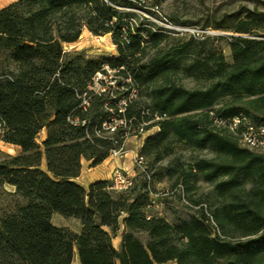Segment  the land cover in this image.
Instances as JSON below:
<instances>
[{
    "label": "trees",
    "instance_id": "16d2710c",
    "mask_svg": "<svg viewBox=\"0 0 264 264\" xmlns=\"http://www.w3.org/2000/svg\"><path fill=\"white\" fill-rule=\"evenodd\" d=\"M129 2L11 0L0 7V140L19 147L0 150V184L18 197L0 210V264H71L75 255L79 264H264V152L237 137L244 122L264 127V0H248L212 24L228 35L171 40L117 7ZM83 26L110 33L116 55L64 50ZM105 66L114 75L95 92L92 77ZM122 95L124 117L157 127L138 150L146 162L163 160L175 143L213 155L195 157L186 169L157 167L149 183L140 172L125 190L109 179L83 186L75 180L81 160L95 166L123 143L124 129L102 127ZM234 117L236 131L228 125ZM175 174L186 190L198 180L212 190L207 207L194 201L187 219L170 223L150 212L148 185ZM53 213L78 219L80 229L53 224ZM121 224L117 249L112 237Z\"/></svg>",
    "mask_w": 264,
    "mask_h": 264
},
{
    "label": "rangeland",
    "instance_id": "374dc122",
    "mask_svg": "<svg viewBox=\"0 0 264 264\" xmlns=\"http://www.w3.org/2000/svg\"><path fill=\"white\" fill-rule=\"evenodd\" d=\"M10 1L11 0H0V7H3ZM247 1L248 0H130L129 3L117 7L133 13L134 16L129 18L132 22H144L145 24L154 23L161 27L171 40L172 38L186 39L190 35L193 36V38H201L203 34L228 35L230 32L215 30L212 24L217 21L222 14L237 9L246 3L250 5ZM62 45L64 50H79L90 56H113L117 53L116 45L113 43L110 33L96 35L91 33L85 26L82 27L81 33L75 41L63 42ZM217 45L228 57L229 49L225 41H219ZM113 73L114 72H111L110 77L106 76L104 81H109L111 77H113ZM181 82L187 87L194 85L193 81L188 78L182 79ZM112 83L114 82L112 81ZM126 90L127 88H120V93H124ZM134 93L135 90L130 89L128 97H135ZM117 94L118 93H116L115 96H117ZM122 97H124V95L120 98ZM123 100H125V98H122L120 101ZM156 130L157 127L151 126L148 127L143 135L126 137L124 139V151H126V155L117 157L118 161L123 162L127 160L131 162L134 153L135 155L138 153L137 150L140 148L141 141ZM44 138L45 130L41 129L36 136V141L41 143ZM173 149V152L161 161L151 162V160H147L146 165L149 173L148 183L151 181V172L157 167L163 168L167 165L171 167L175 166L177 163H181L182 168L186 169L187 163L192 162L195 157H211L213 155L208 150H191L183 143H175ZM0 150L8 154H16L19 151V147L0 140ZM41 167L45 168L43 160ZM134 168L135 166L131 165L130 168L124 170L130 174H135V176L140 175V172ZM85 170L87 171V168L84 169V171ZM177 174L172 177L164 176L160 181H152L150 183V188L148 185V189H150L149 196L151 198V207H149L150 212L163 216L170 223H177L187 219L196 208L194 201H202L207 207L208 197L212 190V185L202 180L196 181L192 189L186 190L185 186L178 185ZM12 189L13 188L8 184H0V210L12 207L18 200V197L11 193ZM55 215L65 222L68 221L71 227L75 226L74 220L70 217H64L58 213ZM139 235L144 241L145 235L143 233ZM76 257L75 255L71 264H79ZM162 264L172 263L166 262Z\"/></svg>",
    "mask_w": 264,
    "mask_h": 264
},
{
    "label": "built area",
    "instance_id": "2783aa9c",
    "mask_svg": "<svg viewBox=\"0 0 264 264\" xmlns=\"http://www.w3.org/2000/svg\"><path fill=\"white\" fill-rule=\"evenodd\" d=\"M111 72H114L113 69L105 66V71H97L95 75L92 77V83L90 85V89L95 92L103 91L105 88L102 85V81L106 79V76H111ZM86 101L83 100V103ZM125 104V100L118 101V109L117 111H111V114L107 116L106 119L102 121V127L105 128L109 133L114 132L118 128L124 129V139L128 136H137L143 135L147 129L145 128L146 122H139L133 124L131 119H128L123 116V106ZM240 118L234 117L228 123L229 128L232 131H236L237 125L240 122ZM221 123H224L223 121ZM237 137L240 145L264 152V127L254 128L248 122H244L243 128L237 132ZM124 153V140L123 143L117 147L112 148L109 151V156L111 158L119 157ZM134 166L138 172L143 173L146 176V179L149 180V173L147 171V165L145 158L136 153L134 156ZM134 168V169H135ZM135 174H130L126 172L121 167L115 166L111 171L110 181L112 183V187L117 190H125L130 188L134 184Z\"/></svg>",
    "mask_w": 264,
    "mask_h": 264
},
{
    "label": "crops",
    "instance_id": "0c3cea01",
    "mask_svg": "<svg viewBox=\"0 0 264 264\" xmlns=\"http://www.w3.org/2000/svg\"><path fill=\"white\" fill-rule=\"evenodd\" d=\"M154 132H152V133H154ZM143 140L141 141L140 145L142 144ZM125 152L126 151H124V154L120 155L119 157H122V156L126 155ZM134 156H135V153L132 156L131 162L130 161L128 162L127 160H124L123 162H120V161H118L117 157L111 158V157L107 156L102 162H100L99 164H97L95 166H91L89 160L82 159L81 160V171H80V174L75 178V180L77 182H79L80 184H82L83 186H85V187L89 183H91V182H93L95 180H98V179H109L110 180L111 171H112L113 167L118 166V167H121L123 169L130 168L131 165H134ZM85 167L87 168V171L86 170L84 171V169H86ZM55 214H57V213H53L51 215V221H52L53 224L68 226L69 228H71L74 231H78L80 229V224H79L78 219H76L74 217H70L75 222V226L71 227L68 224V221L65 222V221L61 220ZM122 229H123V225L121 224L119 230L112 237V244L117 249L120 246Z\"/></svg>",
    "mask_w": 264,
    "mask_h": 264
}]
</instances>
